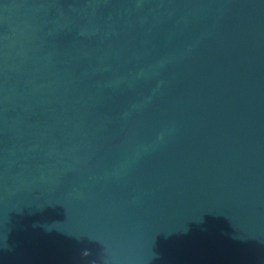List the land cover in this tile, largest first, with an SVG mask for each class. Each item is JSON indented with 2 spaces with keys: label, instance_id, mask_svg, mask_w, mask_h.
Here are the masks:
<instances>
[{
  "label": "water",
  "instance_id": "obj_1",
  "mask_svg": "<svg viewBox=\"0 0 264 264\" xmlns=\"http://www.w3.org/2000/svg\"><path fill=\"white\" fill-rule=\"evenodd\" d=\"M0 264H264V0H0Z\"/></svg>",
  "mask_w": 264,
  "mask_h": 264
}]
</instances>
